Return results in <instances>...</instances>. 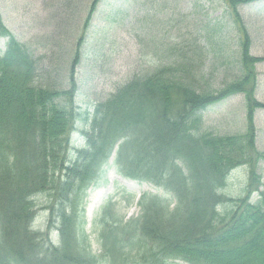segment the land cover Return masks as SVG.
<instances>
[{"label": "trees", "instance_id": "obj_1", "mask_svg": "<svg viewBox=\"0 0 264 264\" xmlns=\"http://www.w3.org/2000/svg\"><path fill=\"white\" fill-rule=\"evenodd\" d=\"M100 1L89 3L67 74L54 73L44 83L37 81L40 58L0 20L6 38L0 54V264H264L258 167L264 150L256 149L254 125L255 109L264 108L254 96L255 64L264 56L251 54L237 9L257 0H224L241 32L238 74L217 87L200 83V45L190 50L182 44L178 61L179 44L166 37L152 68L93 105L83 117L84 143L73 147L69 132L85 114L75 103V70ZM185 51L195 52V59ZM233 94L244 96L245 130L202 131V112ZM115 146L119 174L150 182L170 197L143 192L139 214L124 222L107 218L109 200L100 217L101 250L94 254L84 231L85 197ZM242 165L248 173L244 194L227 196L221 192L227 177ZM42 205L55 243L34 226Z\"/></svg>", "mask_w": 264, "mask_h": 264}, {"label": "rangeland", "instance_id": "obj_2", "mask_svg": "<svg viewBox=\"0 0 264 264\" xmlns=\"http://www.w3.org/2000/svg\"><path fill=\"white\" fill-rule=\"evenodd\" d=\"M90 1L0 0V20L20 42L30 46L35 57L40 58L37 81L44 83L54 73L59 78L67 74L69 51L85 31L83 24ZM237 9L251 39V54L264 56V0L239 5ZM233 18L224 0H101L81 44V59L75 71L78 86L75 103L85 114L69 132L72 146L83 144V117L90 114L93 105L104 100L132 75L152 68L156 58H161L162 42L166 37H174L172 43L179 44L178 61L182 44L190 50L200 45L201 61L195 66L200 83L217 87L238 74L236 58L241 32ZM5 41L6 38H0V52L4 50ZM191 52L185 51V54L191 59L193 53L194 60L195 52ZM255 71L254 96L264 103V61L255 64ZM245 111L243 94H233L202 112V131L221 135L243 132ZM254 125L256 149L264 150V108L255 109ZM113 156L85 197L84 231L94 254L101 250L100 217L109 200L111 208L106 210L107 218L124 222L139 214L137 200L143 192L168 196L150 182L119 174ZM258 167L264 181V163H259ZM247 179V168L236 167L229 173L221 192L230 197L241 196ZM256 198V193L250 196L251 201ZM42 202L46 203L45 197ZM44 205L38 209L34 226L40 227L45 237L55 243L57 236L53 227L46 224L48 212L42 208Z\"/></svg>", "mask_w": 264, "mask_h": 264}]
</instances>
